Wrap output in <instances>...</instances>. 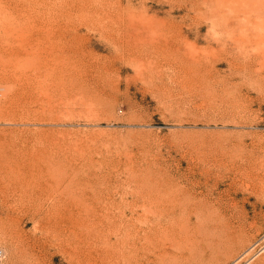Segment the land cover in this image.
Masks as SVG:
<instances>
[{"label": "rangeland", "instance_id": "rangeland-1", "mask_svg": "<svg viewBox=\"0 0 264 264\" xmlns=\"http://www.w3.org/2000/svg\"><path fill=\"white\" fill-rule=\"evenodd\" d=\"M0 30V264H102L104 227V264H264V0H0Z\"/></svg>", "mask_w": 264, "mask_h": 264}, {"label": "bare ground", "instance_id": "bare-ground-1", "mask_svg": "<svg viewBox=\"0 0 264 264\" xmlns=\"http://www.w3.org/2000/svg\"><path fill=\"white\" fill-rule=\"evenodd\" d=\"M0 34H1V35H0V41L2 42V41H3V38H5V37H2V36H4V35H2V34H5V32L2 33V30H0ZM0 44H1V43H0ZM2 46H3V45H2ZM4 46H5V48L2 50V53L0 54V57H1V60H0V67H9V66L6 65V62H7L8 60H9V61L11 60V57H10V52H11V50H10L9 45L4 44ZM244 68H245V67H244ZM243 71H244V70H243ZM247 71H248V70H247ZM248 72H249V71H248ZM251 74H252V73H251ZM237 75H238V74H237ZM231 76H232V75H231ZM3 84H4V82H3ZM3 86H4V89H5L6 91H8V90L10 89V88H9L10 86H9L8 84H7V85L4 84ZM11 94L14 95V93H11ZM7 96H9V95H7ZM12 99H14V98H13V97L11 98L10 96L6 98V101H7L6 104H7V105H5V107L2 105V107H3L4 110L11 109V108H10V105H12V103H14V101H13ZM12 106H14V105H12ZM12 106H11V107H12ZM11 110H12V109H11ZM12 112L14 113V111H12ZM7 113H8V112H7ZM19 115H20V114H19ZM11 116H12V115H11ZM18 118H19V117H18ZM23 120H24V119H23ZM4 157H5V156H4ZM11 157H12V156H11ZM11 157H9V158H11ZM13 157H14V156H13ZM13 157H12V158H13ZM7 159H8V158H7ZM13 159L15 160V158H13ZM16 159H17V158H16ZM19 159H20V158H19ZM8 160H10V159H8ZM17 160H18V159H17ZM48 160H49V159H48ZM42 161H43V160L40 161L41 164H42ZM49 161H50V160H49ZM44 162H45V161H43V163H44ZM46 162H48V161H46ZM51 162H53V161L51 160ZM12 163H13V161H12ZM49 163H50V162H49ZM53 163H55V162H53ZM3 164H4V163H3ZM15 164H16V163H15ZM32 164H33V163H32ZM37 164H38V161H37ZM18 165H19V164H18ZM21 165H22V164H21ZM35 165H36V164H35ZM50 165H51V164H50ZM52 165H53V164H52ZM57 165H58V164H57ZM6 166H7V165H6ZM27 166L30 167L31 164H30V166H29V165H27ZM32 166H34V164H33ZM37 166H39V165H37ZM42 166L44 167L45 165H42ZM9 167H10V166H9ZM9 167H8V168H9ZM16 167H17V166H16ZM39 167H41V166H39ZM45 167H49V166H45ZM51 167H52V166H51ZM17 168H18V167H17ZM17 168H16V169H17ZM21 168H22V167H21ZM24 168H26V166H24ZM24 168H23V169H24ZM56 168H57V167H56ZM66 168H67V166H66ZM9 169H10V168H9ZM42 169H43V168H42ZM44 169H46V168H44ZM51 169H52V168H51ZM54 169H55V168H54ZM18 170H19V169H18ZM20 170H21V169H20ZM20 170H19V171H20ZM28 170L30 171V169H28ZM46 170H48V168H47ZM55 170H56V169H55ZM58 170H59V169H58ZM23 171H25V169H24ZM49 171H50V169H49ZM25 172H26V171H25ZM25 172H24V173H25ZM43 172H46V171H43ZM59 172H60V171L57 172V170H56V173H57V174H58ZM21 173H22V172H21ZM24 173H23V174H24ZM53 173H54V172H53ZM61 173H62V171H61ZM72 173H73V172H72ZM72 173H71V174H72ZM23 174H22V176H23ZM27 174H28V171H27ZM29 174H30V172H29ZM45 174H46V173H45ZM57 174H55V175H57ZM62 174H63V173H62ZM47 175H48V174H46V176H47ZM53 175H54V174H53ZM53 175H52V176H53ZM55 175H54V176H55ZM58 175L60 176L61 174H58ZM63 175H64V174H63ZM63 175H61V176H63ZM73 175H74V174H73ZM24 176H25V175H24ZM59 176H57L56 178H59V179L61 180V177H59ZM66 176H67V175H66ZM8 177H9V176H8ZM27 177H28V175H27ZM27 177H26V178H27ZM33 177H34V176H33ZM63 177H64V176H63ZM22 178H23V177H21L20 179L22 180ZM30 178H31V177H30ZM43 178H44V177H43ZM48 178H49V177H48ZM68 178H70V177H68ZM7 179H8V178H7ZM10 179H12V178H10ZM27 179H28V178H27ZM38 179H39V178H38ZM46 179H47V178H46ZM59 179H58V180H59ZM172 179H173V178H172ZM12 180H13V179H12ZM14 180H15V177H14ZM29 180H30V179H29ZM50 180H51V179H50ZM53 180H54V179H53ZM53 180H51V181H53ZM67 180H68V179H67ZM67 180H66V181H67ZM27 181H28V180H27ZM27 181H26V183H28ZM36 181H37V180H36ZM36 181H34V182H36ZM12 182H13V181H12ZM31 182H32V181H31ZM31 182H30V183H31ZM34 182H33V183H34ZM58 182L61 183L62 181H58ZM70 182H73V181L70 179ZM70 182H69V183L67 182V183L70 184ZM30 183L28 184V187L30 186ZM36 183H37V182H36ZM36 183H35V184H36ZM50 183H51V185H50V187H51V186H52V182H50ZM50 183H49V184H50ZM56 183H57V182H56ZM59 183H58V184H59ZM64 183H65V182H63L62 185H63ZM74 183H76V182L74 181ZM74 183H73V184H74ZM24 184H25V183H24ZM38 184H39V183H38ZM41 184H42V183H41ZM58 184H57V185H58ZM162 184H163V183H162ZM33 185H34V184H33ZM54 185H55V184H54ZM57 185H55V186H57ZM65 185H66V184H65ZM71 185H72V184H71ZM76 185H77V184H76ZM76 185H75V186H76ZM157 185H158V184H157ZM18 186H19V185H18ZM36 186H37V185H36ZM67 186H68V185H66V187H67ZM52 187H53V186H52ZM52 187H51V188H52ZM60 187H62V186H60ZM64 187H65V186H64ZM73 187H74V185H73ZM187 187H188V186H187ZM26 188H27V187H26ZM51 188H50V189H51ZM69 188H71V187H69ZM156 188H157V187H156ZM28 189H29V188H28ZM47 189H48V188H47ZM55 189H56V188H55ZM74 189H75V188H74ZM165 189H166V188H165ZM165 189H164V190H165ZM181 189H182V188H181ZM51 190H53V189H51ZM70 190H71V189H70ZM70 190L68 189V192H69ZM152 190H154V189H152ZM164 190H163V191H164ZM46 191H47V190H46ZM53 191H54V190H53ZM58 191H59V190H58ZM75 191H76V190H75ZM148 191H149V190H148ZM156 191H157V190H156ZM51 192H52V191H50V193H51ZM54 192L56 193L57 191H54ZM152 192H153V191H152ZM157 192H158V191H157ZM166 192H168V191H166ZM44 193H45V192H44ZM46 193H47V192H46ZM71 193H72V191H71ZM71 193H70V195H71ZM148 193H149V192H148ZM163 193H165V192H163ZM185 193H186V192H185ZM75 194H76V192L74 193V195H75ZM165 194H167V193H165ZM60 195H61V194H60ZM154 195H155V194H154ZM76 196H77V194H76ZM76 196H75V197H76ZM156 196H157V195H156ZM159 196H160V195H159ZM168 196H169V195H168ZM27 197H28V196H27ZM52 197H53V196H52ZM75 197H74V198H75ZM78 197H79V196H78ZM157 197H158V196H157ZM173 197H175V196H173ZM3 198H5V197H3ZM6 198H7V197H6ZM145 198H146V197H145ZM150 198H151V197H150ZM155 198H156V197H155ZM168 198L170 199L171 197H168ZM60 199H61V198H60ZM171 199H172V198H171ZM2 200H3V199H2ZM4 200H5V199H4ZM66 200H67V199H66ZM72 200H74V199L72 198ZM155 200H156V199H155ZM155 200H154V201H155ZM164 200H165V199H164ZM183 200H185V201L187 202L186 199H183ZM59 201H60V200H59ZM156 201H157V200H156ZM170 201H171V200H170ZM170 201H169V203H172V204H173V205H171V206H172L171 208H173L175 202H173V200H172V202H170ZM4 202H5V201H4ZM11 202H12V201H11ZM53 202H54V201H53ZM70 202H71V201H70ZM70 202H69V203H70ZM147 202H148V201H147ZM149 202H151V199H150ZM152 202H153V201H152ZM160 202H161L160 199L157 201V204H155V203H156V202H155V203H154V204H155L154 207L157 208ZM166 202H167V201H166ZM166 202H165V204H166ZM7 203H8V202H7ZM9 203H10V200H9ZM13 203H14V202H12V204H13ZM17 203H18V202H17ZM36 203H37V201H36ZM56 203H57V202H56ZM56 203H55V204H56ZM69 203H68V204H69ZM72 203H73V202H72ZM144 203H145V202H144ZM5 204H6V203H5ZM12 204L10 203V205H12ZM70 204H71V203H70ZM75 204H77V203L75 202ZM75 204H74V206H76ZM147 204H148V203H147ZM165 204L163 203V206H162V207L165 208V207H166ZM177 204H178V203H177ZM7 205H9V204H7ZM21 205H23V204L21 203ZM77 205H79V203H78ZM144 205H145V204H144ZM167 205H168V204H167ZM169 205H170V204H169ZM178 205H179V204H178ZM184 205H185V204H183V206H184ZM187 205H188V204H187ZM189 205H190V204H189ZM16 206H17V205H16ZM16 206H15V209H16V211H17V210H18V209H17L18 207L16 208ZM19 206H20V203H19ZM23 206H24V205H23ZM130 206H131V205H130ZM149 206H150V203L148 204V207H149ZM12 207H13V206H12ZM12 207H11V208H12ZM21 207H22V206H21ZM26 207H27V206H26ZM36 207H37V206H36ZM39 207H40V206H39ZM39 207H38V208H39ZM44 207H45V206H44ZM56 207H57V205H56ZM128 207H129V206H128ZM133 207H134V205H133ZM133 207H132V208H133ZM154 207H150V208H154ZM162 207H161V208H162ZM184 207H185V206H184ZM46 208H48V207H46ZM76 208H77V207H76ZM164 208H163V209H164ZM175 208H176V207H175ZM179 208H180V207H179ZM25 209H26V208H25ZM41 209H42V207H41ZM73 209H74V208H73ZM134 209H135V207H134ZM26 210H27V209H26ZM29 210H30V209H29ZM35 210H36V208H35ZM76 210H77V209H76ZM181 210H182V208H181ZM22 211H24V210H22ZM37 211H38V210H37ZM127 211H128V210H127ZM183 211H184V209H183ZM27 212H28V211H27ZM159 212H160V210H159ZM181 212H182V211H181ZM18 213H20V211H19ZM105 213H106V212H105ZM134 213H135V212H134ZM136 213H137V212H136ZM23 214H24V213H23ZM34 214H35V213H34ZM181 214H182V213H181ZM209 214H211V213H209ZM110 215H111V214H110ZM112 215H113V214H112ZM105 216H106V215H105ZM105 216L103 215V217H105ZM130 216H131V215H130ZM130 216H129V217H130ZM132 216H133V215H132ZM137 216H138V215H135V217H137ZM153 216H155V215H153ZM216 216H217V215H216ZM30 217H31V216H30ZM115 217H116V216H115ZM119 217H120V216H119ZM121 217H122V216H121ZM185 218H186V217H185ZM210 218H211V217H209V220H208V221L210 222L209 225H211V226H212V230H214V233H215L214 236H218L219 238H218V237H217V238L220 239V241H221V240H223L224 242H225V241H228V240L231 241L232 238L235 239V236H236V235L238 236V233H237V232L239 231V229H238L237 226H233V225L231 226L230 224L225 223V220H223V218H222V220H220V219H217V218H219V217H217L216 219H217V220H220V221H218V222H215V221H214V219H213L214 217L211 218V219H210ZM220 218H221V217H220ZM100 219H102V217H101ZM100 219H99V220H100ZM106 219H107V218H106ZM120 219H121V218H120ZM103 220H105V219H103ZM107 220H109V219H107ZM112 220H113V219H112ZM130 220H131V219H130ZM133 220H134V219H133ZM137 220H138V219H137ZM217 220H216V221H217ZM36 221L38 222V220H36ZM101 221H102V220H101ZM101 221H100V222H101ZM114 221H115V220H114ZM121 221H122V220H121ZM121 221H120V222H121ZM166 221H167V220H166ZM97 222H98V221H97ZM105 222H106V220L104 221V223H105ZM108 222H109V221H108ZM111 222H112V221H111ZM132 222L135 223V220L132 221ZM170 222H171V221H170ZM230 222H231V221H230ZM90 224H91V223H90ZM97 224L99 225V223H97ZM100 224H101V223H100ZM127 224H128V223H127ZM135 224H137V223H135ZM91 225H92V224H91ZM108 225H110V224H108ZM111 225H112V224H111ZM115 225H116V224H115ZM119 225H120V224H119ZM119 225H118V226H119ZM124 225L126 226V224H124ZM124 225H123V226H124ZM128 225H131V224H128ZM132 225H133V224H132ZM185 225H186V224H185ZM101 226H102V225H101ZM104 226H105V225H104ZM113 226H114V225H113ZM148 226H149V225H148ZM183 226H184V225H183ZM120 227H121V226H120ZM120 227H119V229H120ZM80 228H81V227H80ZM90 228H91V227H90ZM113 228H114V227H113ZM129 228H131V227H129ZM81 229H82V228H81ZM91 229H93V227H92ZM91 229H90V230H91ZM97 229H98V228H97ZM111 229H112V228H111ZM119 229L116 228V231L119 230ZM124 229H126V228H124ZM157 229H158V228H157ZM87 230H88V229H87ZM87 230H83V231L86 233ZM128 230H129V229H128ZM132 230H133V228H131V232H129L130 234L132 233ZM148 230H149V229H148ZM112 231H113V230H112ZM119 231H120V230H119ZM124 231H125V230H124ZM134 231L136 232L137 230H134ZM134 231H133V232H134ZM140 231H141V230H140ZM185 231H186V230H185ZM84 232H83V233H84ZM88 232H90V231L88 230ZM88 232H87V233H88ZM108 232H109V231H108V228H105V227H104V228H101L100 230L98 229V230L96 231V233L94 234L95 237H96L95 240H98V241H99L100 239H102V241H101V242H102V243H101V244H102V245H101L102 248L100 249L99 256H97V251H96V249L99 250L98 247H99L100 245H99V246H96L97 248H95V252H96L95 259H96L97 257H98V258L100 257V258H101V261H102V264H104V261H103V260L106 259V258H108V256H110V255L108 254L109 250L111 251V249H109L110 247H109V243H108V240H107L108 236L110 235ZM120 232H121V231H120ZM138 232H139V231H138ZM147 232H148V231H147ZM85 233H84V234H85ZM110 233H111V232H110ZM125 233H126V232H124V234H125ZM129 233H128V234H129ZM162 233H163V232H162ZM45 234H46V233H45ZM48 234H49V233H48ZM117 234H118V233H117ZM117 234H116V235H117ZM124 234H122V236L119 237V239H120L121 241L125 240V238H124L125 235H124ZM128 234H127V235H128ZM134 234H135V233H134ZM210 234H211V233H210ZM216 234H217V235H216ZM86 235H87V234H86ZM113 235H114V232H113ZM123 235H124V236H123ZM135 235H136V234H135ZM114 236H115V235H114ZM128 236H131V235H128ZM128 236H127V238H128ZM212 236H213V234H212ZM239 236H240V235H239ZM239 236H238V237H239ZM53 237H54V236H53ZM115 237H116V236H115ZM139 237H140V236H139ZM141 237H142V236H141ZM240 237H241V236H240ZM85 238H86V237H85ZM129 238H130V237H129ZM129 238H128V239H129ZM131 238H132V239H136L137 237L134 238V236H132ZM54 239H55V238H54ZM87 239H88V238H87ZM103 239H104V240H103ZM115 239H117V238H115ZM132 239H130V240L132 241ZM233 239H232V240H233ZM236 239H237V238H236ZM90 240H91V239H90ZM117 240H118V239H117ZM117 240H116V241H117ZM144 240H145V239H144ZM144 240H142V241H144ZM87 241H88V240H87ZM125 241H126V240H125ZM125 241H124V242H125ZM127 241H128V240H127ZM131 241H130V243H131ZM220 241H218V242H220ZM230 241H228V242H230ZM124 242H123V243H124ZM135 242H136V240H135ZM144 242H145V241H144ZM221 242H222V241H221ZM221 242L218 243V245L221 244ZM116 243H117V242H116ZM119 243H120V242H119ZM119 243H118V244H119ZM121 243H122V242H121ZM121 243H120V245H122ZM128 243H129V241H128ZM133 243H134V242H133ZM94 244H95V243H94ZM99 244H100V243H99ZM118 244H117V245H118ZM124 244H125V243H124ZM130 245H131V244H130ZM132 245H133V244H132ZM141 245H142V244H141ZM141 245H140V247L142 248V250H143L144 252H145V251L147 252V251H148L147 249H148L149 247L151 248V246H149V245H146V246H145V245H144V246H141ZM150 245H151V244H150ZM218 245H217V246H218ZM101 246H100V247H101ZM221 246H222V245H221ZM122 247H123V245L121 246V250L123 249ZM140 247H139V248H140ZM152 247H153V246H152ZM230 247H231V246H230ZM88 248H89V247H88ZM90 248H91V247H90ZM111 248H112V247H111ZM155 248H156V247H155ZM155 248L153 247V251L151 252V255H154L155 250H156ZM91 249H92V248H91ZM124 249H125V248H124ZM133 249H135V245H134V248H133ZM133 249H132V250L130 249V250L133 251ZM125 250H126V249H125ZM140 250H141V249H140ZM77 251H78V250H77ZM88 251H89V250H88ZM91 251H92V250H91ZM122 251H123V250H122ZM223 251H224V250H223ZM92 252H94V251H92ZM137 252H139V250H138ZM88 253H89V252H88ZM119 253L121 254V252H119ZM124 253H126V252H124ZM130 253H131V252H130ZM224 253H225V252H224ZM120 254H119V255H120ZM136 254H137V253H136ZM122 255H123V253H122ZM129 255H130V254H129ZM220 255H222V254H220ZM96 256H97V257H96ZM120 256H121V255H120ZM222 256H223V255H222ZM223 257H224V256H223ZM95 259H94V261H95ZM96 260H97V259H96ZM129 260H131V258H129ZM99 261H100V259H99ZM101 261H100L99 263H101ZM78 263H79V262H78ZM80 264H88V263H86V262L84 263V262L82 261V263H80ZM92 264H95V263H92Z\"/></svg>", "mask_w": 264, "mask_h": 264}, {"label": "built area", "instance_id": "built-area-1", "mask_svg": "<svg viewBox=\"0 0 264 264\" xmlns=\"http://www.w3.org/2000/svg\"><path fill=\"white\" fill-rule=\"evenodd\" d=\"M251 250L246 251L243 253L236 261H234L232 264H249L251 260H249V254Z\"/></svg>", "mask_w": 264, "mask_h": 264}]
</instances>
